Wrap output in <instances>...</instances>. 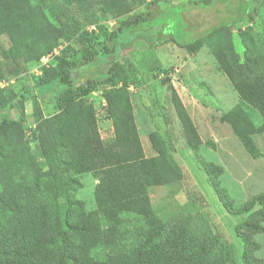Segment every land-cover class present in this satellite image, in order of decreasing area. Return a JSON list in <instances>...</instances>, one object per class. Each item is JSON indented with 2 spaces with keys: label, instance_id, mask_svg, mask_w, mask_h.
I'll return each instance as SVG.
<instances>
[{
  "label": "rangeland",
  "instance_id": "obj_1",
  "mask_svg": "<svg viewBox=\"0 0 264 264\" xmlns=\"http://www.w3.org/2000/svg\"><path fill=\"white\" fill-rule=\"evenodd\" d=\"M128 1L134 14L145 13L152 2L191 5L186 20L193 29L175 25L178 39L187 41L238 15L244 2L228 0L213 8L200 9L192 6L199 0ZM254 1L259 4L254 18L246 17L234 25L232 42L241 63L252 61L260 82L264 78V0ZM101 2L82 0L73 6L84 25L70 42H59L57 56L71 57L84 45L96 47L117 30L119 20ZM221 41L216 37L212 41L213 49L204 45L197 53L190 54L174 43L152 48L145 37L139 36L127 40L115 55L126 71L120 87L128 90L145 159L157 157L159 148H165L181 169L183 178L178 184L147 187L151 215L144 222L127 214L121 205L130 189L118 168L98 161L91 171L65 165L74 182L72 202L65 208L67 226L63 229L70 249L68 264H127V253L131 254L155 224L162 228L158 244L169 243L179 232L185 235L186 245L195 250L208 251L211 243V264H264L261 207L255 206L244 215L236 214L243 204L264 195V132H260L264 101L257 108L245 107V97L238 90L235 71L227 53L222 51ZM11 46L8 36H0V49L8 50ZM214 50L221 51L227 61L221 62ZM51 64L55 61L48 58L37 65L15 66L17 72L0 81V92L8 96L32 88L44 116H54L55 92L51 88H35L42 67ZM11 67V64L6 66ZM109 70L107 64L97 71ZM245 87L247 92L251 91L250 83H245ZM172 88L197 129L200 139L197 150L189 142L176 111ZM106 93L99 89L86 99L93 153L97 158L116 144ZM238 107L240 117L249 115V123L254 126L251 125V132L258 150L256 156L248 152L226 120L230 114L235 115ZM9 115L17 121L24 118L26 144L1 145L0 245H6L3 259L8 264H52L56 260L55 246L50 242L56 233L54 204L49 194L36 185L31 169L30 156L46 169L37 140L32 99L17 104ZM2 116L0 113V119ZM61 158L69 162L67 153H62ZM137 232L141 235L138 240ZM175 256H170L171 264H177ZM130 259L134 261L133 257ZM195 261L185 257L182 264Z\"/></svg>",
  "mask_w": 264,
  "mask_h": 264
},
{
  "label": "trees",
  "instance_id": "obj_2",
  "mask_svg": "<svg viewBox=\"0 0 264 264\" xmlns=\"http://www.w3.org/2000/svg\"><path fill=\"white\" fill-rule=\"evenodd\" d=\"M101 1L108 13L119 20L117 30L96 47L84 45L74 52L73 56L67 57L57 56L54 52L60 41L70 42L81 33L84 23L73 6L82 0H0V36L6 35L12 42L10 49H0V81L6 76L14 75L17 72L15 66L23 63L37 65L48 56L55 61V64L42 67V75L35 83L36 89L51 88L55 92L57 113L54 116H44L32 88L8 96L0 92V113L3 115L0 119V155L3 143L26 144L24 118L17 121L9 113L17 104L23 105L32 99L37 140L46 162V169L30 156L31 169L36 185L41 186L49 194L54 204L56 233L50 242L55 246L56 260L52 264H68L69 259L70 249L63 229L67 226L65 208L72 202L71 191L74 182L64 169L65 165L79 171H91L97 166L98 161L106 166L118 168L127 179L129 186L127 189H130L127 190L121 205L127 214L144 222H148L151 215L147 187L154 184H178L183 178L181 169L165 148L160 147L159 155L153 159L146 160L144 157L128 90L120 87L126 71L115 59V55L127 40L143 36L152 48L174 43L190 54H195L204 45L213 49L212 41L220 37L222 51L227 53L226 56L235 71L238 90L245 97L247 104L245 107L257 108L264 101V85L263 87L259 85L264 84V78H261L260 82L257 80L252 61L241 63L232 42L234 25L246 17L253 19L258 2L244 0L239 6L238 15L198 37L194 36L196 37L194 40L187 41L182 37L181 40L178 39L175 25L191 27L186 20L191 5L169 2L162 5L159 2H152L145 13L134 14L132 4L128 0ZM227 1L199 0L192 6L209 9ZM214 53L221 62L225 59L221 51L214 50ZM2 62H5L6 66L11 64L12 67L6 68ZM107 64H110L108 72L97 71ZM245 83H250V92H247ZM99 89L107 91L106 101L109 117L113 122L116 144L107 148L97 158L93 153L86 99ZM172 90L176 111L188 134L189 142L197 150L200 145L197 129L179 94L174 88ZM235 112V115L232 113L231 116H227L226 120L248 152L256 156L258 150L252 139L254 132H251L253 124L249 123L250 116L243 114L240 117L239 107ZM261 116L263 124L260 132H264V110ZM62 153L68 154L69 162L61 158ZM255 206L261 207L260 214L264 217V195L243 204L242 210L236 214H247ZM161 231L162 228L158 224L153 225L152 232L146 237L142 236L144 238L133 248L130 255L127 253V264H171L173 258L171 255H176L174 260L177 264L184 263L185 257L188 260L195 258L193 264L212 263L210 261L212 254H209L213 246L211 243L208 251H205V248L195 250L186 245L185 235L179 232L169 243L158 244ZM140 237V232H137L135 239L138 240ZM5 251L6 245H0V264H8L3 259L6 257ZM130 257H133V262Z\"/></svg>",
  "mask_w": 264,
  "mask_h": 264
},
{
  "label": "built area",
  "instance_id": "obj_3",
  "mask_svg": "<svg viewBox=\"0 0 264 264\" xmlns=\"http://www.w3.org/2000/svg\"><path fill=\"white\" fill-rule=\"evenodd\" d=\"M54 54L56 55V50H55ZM48 58L50 59L51 56H48L47 58H43L42 60H45V59H48Z\"/></svg>",
  "mask_w": 264,
  "mask_h": 264
}]
</instances>
